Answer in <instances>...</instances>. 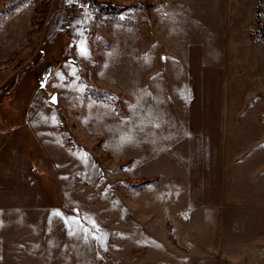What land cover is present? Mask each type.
Segmentation results:
<instances>
[{"label":"rangeland","instance_id":"374dc122","mask_svg":"<svg viewBox=\"0 0 264 264\" xmlns=\"http://www.w3.org/2000/svg\"><path fill=\"white\" fill-rule=\"evenodd\" d=\"M12 1L0 0V264H264V0H107L128 6L119 15ZM133 19L144 35L115 33L97 86L112 24ZM158 49L210 80L215 199L205 177L190 187L191 118L185 98L156 91Z\"/></svg>","mask_w":264,"mask_h":264},{"label":"crops","instance_id":"0c3cea01","mask_svg":"<svg viewBox=\"0 0 264 264\" xmlns=\"http://www.w3.org/2000/svg\"><path fill=\"white\" fill-rule=\"evenodd\" d=\"M117 31L127 32L137 39H141L145 33L144 29H139V25L135 19L125 23L114 22L112 24L110 30V37L112 41L110 42V46L108 48L102 50L103 62L97 75V78L99 79L97 86L102 88L104 86L100 78L103 73V68L106 65V54H110L115 48L116 42L114 40V36ZM156 58L157 63L155 62L154 56L152 65L153 71L158 73L159 76L156 91L161 92L162 96L165 98L168 97L169 100H171L175 93L179 97L185 98L186 109L191 118L188 132L191 152L189 161L190 169L188 171V181L190 183V187L198 183L203 184V179L205 177V179L210 182V185L208 186L209 194L215 199L217 195V173L219 164L218 153L221 150L220 136L222 133L221 126L223 125V116L220 117V121L218 116L213 117L211 120L208 116V87L210 80L208 79V76L207 78L194 80V78H192V67L188 70L184 67L179 69V67L171 64L172 60L169 55L159 49L156 53ZM150 61L151 60H149V62ZM169 62L170 64H167ZM211 85H213V88L216 90L213 94V98H219L218 80L213 79L211 81ZM93 99L96 100L95 98ZM95 102L112 110L113 104L110 102L98 100ZM183 108L185 109V106ZM114 110L116 111L115 108ZM127 112L128 113L126 115L119 116L123 119H127L130 117L129 108L127 109ZM191 190L188 189L187 192H190Z\"/></svg>","mask_w":264,"mask_h":264},{"label":"trees","instance_id":"16d2710c","mask_svg":"<svg viewBox=\"0 0 264 264\" xmlns=\"http://www.w3.org/2000/svg\"><path fill=\"white\" fill-rule=\"evenodd\" d=\"M22 1L23 0H13L12 3L8 5V8L10 9ZM92 8L97 9L98 13L102 15L103 14L119 15L124 9L128 8V6L118 4V3H113L107 0H92ZM129 21H126V22H129ZM88 91H90V93H92L94 97L98 99H109L110 100V99H113L114 97L113 93L107 90L89 88Z\"/></svg>","mask_w":264,"mask_h":264},{"label":"snow or ice","instance_id":"6c2138e0","mask_svg":"<svg viewBox=\"0 0 264 264\" xmlns=\"http://www.w3.org/2000/svg\"><path fill=\"white\" fill-rule=\"evenodd\" d=\"M68 2L69 3H72V2H74V0H68ZM121 18H123V17H121ZM80 54L82 56H85V57H87V55H88L87 48L83 45V42L81 43V46H80ZM72 75H75V70H73ZM42 86H43V84H42ZM55 101H56V97L53 96L52 97V102L54 103ZM130 141H131V137H122L121 138V142L122 143H124V142H130ZM85 157H86V154H85ZM54 215L60 216L61 213L55 212ZM65 222H67V221H65ZM97 231H99V229H97ZM96 238L99 239V237H96Z\"/></svg>","mask_w":264,"mask_h":264},{"label":"built area","instance_id":"2783aa9c","mask_svg":"<svg viewBox=\"0 0 264 264\" xmlns=\"http://www.w3.org/2000/svg\"><path fill=\"white\" fill-rule=\"evenodd\" d=\"M84 7H85V8H90V7H92V1H91V0H87V1H85V3H84Z\"/></svg>","mask_w":264,"mask_h":264},{"label":"water","instance_id":"95a60500","mask_svg":"<svg viewBox=\"0 0 264 264\" xmlns=\"http://www.w3.org/2000/svg\"><path fill=\"white\" fill-rule=\"evenodd\" d=\"M55 96L56 97V101L54 102L55 104L58 102V95L57 93H53V95L50 97V101L52 102V97ZM53 103V102H52Z\"/></svg>","mask_w":264,"mask_h":264}]
</instances>
